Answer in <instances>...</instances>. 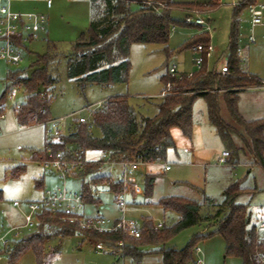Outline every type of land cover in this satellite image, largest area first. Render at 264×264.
<instances>
[{
	"label": "rangeland",
	"instance_id": "1",
	"mask_svg": "<svg viewBox=\"0 0 264 264\" xmlns=\"http://www.w3.org/2000/svg\"><path fill=\"white\" fill-rule=\"evenodd\" d=\"M173 1L190 3L204 0ZM214 1L219 6L212 12L207 8L189 12V14H199L202 18L209 17L212 28L210 32H205L201 28L200 33L193 25L185 23V26H176V31L171 32L170 40L166 45L134 43L130 48L131 69L126 84L109 86L87 84L83 86L68 77V62L70 56L73 55L74 44L82 36H87L91 21L90 1L52 0V8L48 9L45 0H11L10 6L13 12L43 16L45 22L44 29L37 33L36 38L23 42L24 47L19 48L22 58L19 64H11L0 59V96L8 91L7 97L10 89L15 86V81H8L9 72L28 73L37 55L50 54L53 56L57 78L50 114L51 120L59 121L58 125L63 136L69 134L79 118L85 117L91 120L95 109L116 96H128L139 118L153 117L161 101L160 94L165 88L164 79L171 76L170 68L176 67L180 74L187 75L199 70L193 62L192 49L188 48L195 37L207 34L211 38L210 44L215 51L212 59H208L207 67L208 70H213L214 67L221 69L223 61L227 60L228 44L235 18L237 19L238 46L242 51L241 57L238 56L241 59V68L244 72L260 78L264 85V25L254 29L255 42L251 43L249 40L251 17L248 9L256 1ZM3 6H7V2L0 3V9ZM237 8L242 9L237 11ZM174 15L175 19L180 22L185 19L181 12ZM3 44L0 41V47ZM18 90L19 93L14 100L7 98L4 113L0 116L2 134L0 136V191L2 192L0 233L23 227L25 214L29 213V203L43 201L45 191L59 189L63 186L56 169L37 162L33 158L35 152L45 150L46 141L55 142L59 137L49 139L46 137V129L51 126H19L14 115V107L24 102L26 91L21 86ZM247 105L256 119L264 118V95L262 97L248 96ZM255 105L259 107L255 108ZM220 106L222 118L226 122H231L223 101L220 102ZM192 117L191 136L184 135L179 128H173L171 130L172 146L167 151L166 160L152 167L142 168L134 174L142 194L136 195L133 191L134 186L129 184L123 186L121 195L116 196L106 186L93 185L90 176H82L84 169H72L67 180V188L70 191L83 193L88 183L91 191H110L98 198L94 197L98 204L85 202L80 211L82 216L94 218L99 214L112 224L124 218L127 222L136 223L140 227H142L143 219L149 218L154 223L163 222L167 227H171L179 220V215L165 212L157 204L162 198L179 196L198 203L211 199L218 204L223 201L224 191L240 182L244 188L260 191L250 204L252 223L259 224L261 218L264 219V169L256 164L251 156H245L244 153L238 155L239 159L235 162L238 164L236 167L228 163L219 166V158L226 151V145L223 144L209 122L208 105L204 97H197L193 102ZM91 131L95 137H101V131L98 128L92 127ZM235 142L239 146L242 145L237 137ZM77 152L80 153L85 167L87 165L104 167L99 164L104 161L100 151L84 153L75 146L67 145L64 150L56 153H61L66 161L75 162ZM165 163L170 164L169 171H164ZM146 172L151 174L147 175ZM117 175L115 171L113 177L116 178ZM151 175L154 176V184L151 195L147 197L145 195L146 180ZM124 191L126 194L123 196L128 203L125 216L118 203ZM247 197L248 195L242 196L239 201L245 204L248 202ZM16 202L19 203V207H15ZM216 211L217 207H205L201 211V216L213 215ZM37 229L38 223L31 230L23 229L22 235L26 238L35 233ZM214 231H216L215 223L203 222L181 231L163 245L144 246L140 248L145 253L140 263L131 258L121 257V252L115 249L114 251L118 254L109 250L98 251L95 244L82 236L54 237L45 245V264H163L160 250L172 248L181 250L196 236H207ZM258 232L264 236V229H258ZM15 242L12 241L7 250L0 252V264H36V257L32 251L24 254L17 262L10 263L8 253L13 250ZM94 243L100 244L99 242ZM197 247H200L203 253L197 255L194 251L195 263L192 264H196L199 257H202L203 264H242L239 258H224L225 242L218 234L200 240Z\"/></svg>",
	"mask_w": 264,
	"mask_h": 264
},
{
	"label": "trees",
	"instance_id": "2",
	"mask_svg": "<svg viewBox=\"0 0 264 264\" xmlns=\"http://www.w3.org/2000/svg\"><path fill=\"white\" fill-rule=\"evenodd\" d=\"M255 1L258 3L259 0ZM90 3L91 22L87 36H82L74 44L73 55L68 62V77L83 86L126 84L131 69L129 56L132 44L166 45L170 40L171 29L185 26L184 22L173 17V12L206 8L212 12L219 6L214 0L203 3H180L172 0H90ZM240 9L242 8H237V11ZM210 39L207 34H201L188 45L189 49L196 45L203 46V65L191 77L180 74L179 77L167 76L164 79L165 88L162 92L166 90L168 83L172 84V89L168 96L160 98L153 117L139 118L128 96L110 98L99 110L92 113L91 125L75 123L67 136L61 135L55 142L46 141L45 150L35 152L33 158L41 163L49 160L47 149L56 153L64 150L67 145H72L84 153L100 151L111 162L138 161L147 165L162 163L172 146L173 128H179L184 135L191 136L192 105L197 97L202 96L207 101L209 122L229 152L230 159L227 163L236 164L238 155L244 153L264 168V120L247 121L238 108L242 91L261 87L263 84L260 78L244 72L241 68L237 19L232 24L226 60L229 73L225 76L216 70H208L206 53L211 45ZM14 43L24 47L20 38H15ZM20 73L23 75H19ZM55 73L56 67L50 54L37 55L28 73L9 72L8 81H15L18 83L15 86L24 87L26 91L24 102L14 108L19 126L41 125L51 120L50 109L57 84ZM7 93L8 91L0 96V116L4 113ZM221 101L225 104L231 122H226L221 116ZM92 127L101 131V137L93 135ZM236 137L241 140V146L235 142ZM100 170L101 167L87 165L82 176H90ZM91 183L108 186L116 196L121 195L124 186L123 181L115 180L109 175L93 177ZM153 184L154 176L151 175L146 180L147 197L152 193ZM254 192L237 182L224 191L220 204H214L211 200L198 203L185 197H164L157 204L165 212L179 215V220L173 226H165L159 230L154 227L152 220L144 218L139 238L131 237L123 230L100 232L83 229L80 221L71 222L61 214L45 211L38 216L37 231L15 242L13 250L8 253L9 261L15 263L24 254L32 251L36 264H45V245L49 240L77 235L120 251L121 257L140 263L145 255L140 248L163 245L187 228L203 222H213L216 231L207 236H196L185 248L160 250L162 263H195L193 255L198 242L218 234L225 242L224 258L236 257L242 264H264V236L252 224L250 204L239 201L242 196ZM85 202L98 204L89 183L83 190V203ZM209 205L217 207L216 213L202 217L203 207ZM81 218L85 217L80 216L79 219Z\"/></svg>",
	"mask_w": 264,
	"mask_h": 264
},
{
	"label": "built area",
	"instance_id": "3",
	"mask_svg": "<svg viewBox=\"0 0 264 264\" xmlns=\"http://www.w3.org/2000/svg\"><path fill=\"white\" fill-rule=\"evenodd\" d=\"M7 2V6H3L0 9V41L4 44L0 47V59L6 60L11 64H19L22 61L21 54L19 53V48L21 46L14 43L15 38H20L22 42H27L30 38H36L37 33L44 29L45 18L43 16H39L33 13L21 14L16 13L11 10L10 2L11 0H0V3ZM48 6L51 5V0L47 2ZM251 12V28L252 31L260 25H264V0H259V2L255 5L249 7ZM185 23L196 25L201 27L205 32H210L211 27L208 18H202L199 14H190L185 18ZM175 28L171 29V32H174ZM251 43L255 42L253 34H251L249 38ZM194 57V64L199 67H202L204 62V48L202 45H196L192 48ZM238 56L241 57V52L238 53ZM211 57V45L206 53V58L209 59ZM221 75L225 76L229 73L227 67L219 71ZM195 73V72H194ZM194 73L188 74L191 77ZM169 74L171 77H179L180 73L177 71L175 67L170 68ZM172 89V84L168 83L166 85V90L160 94V98H165L168 96L169 92ZM19 93L18 86H13L8 96L6 97L10 100H14ZM19 106V105H18ZM15 106L14 108L18 107ZM93 113V112H92ZM92 116V115H91ZM62 121V120H61ZM78 123L90 124L91 120L81 117L77 121ZM59 121L50 120L44 125L51 126L46 129V137L49 139L51 137H60L62 132L58 125ZM0 136H2L0 132ZM47 156L49 160H45L41 162L46 166H52L59 173L60 179L62 181V188L47 190L44 193L43 201H37L29 203V213L25 214V225L21 228L10 229L5 231L4 233H0V252L4 251L8 248L12 241H18L25 236L22 235V230L27 229L31 230L38 223V216L47 211L51 214H61L65 218L69 219L71 222L80 221L81 227L83 229H94L100 232H111L114 230H123L129 236L134 238H139L141 234V227L136 223L127 222L124 218L112 224L111 221L106 220L101 217L94 218H81L80 209L83 206V193H78L74 191H70L67 188V180L70 177L71 170L84 169L85 163L82 161V157L80 153H75L77 160L75 162L66 161L64 156L61 153H53L51 149H47ZM55 156V157H53ZM229 157V152L224 151L222 156L219 158L218 165H224L227 163ZM99 164L106 166H121L122 172L121 176L118 180L124 182V186H128L132 184L133 191L136 195L142 194L141 188L137 185L134 174L139 170L140 166H144L147 164H143L138 161L133 162H111L108 156L105 157L104 161ZM165 171L170 170L169 165H165ZM101 194H103L102 190H96L94 192V197L98 198ZM125 193L122 194V199L118 200L120 207L122 208L123 216L127 211V202L125 200ZM15 207H19V203H14ZM84 217V216H82ZM259 229L264 228V223H261L258 226ZM13 235V237H11ZM123 245V243H120ZM98 251L109 250L114 252L113 249H106L104 245L98 244ZM196 254L200 255L201 249L197 247L195 249ZM197 264H202V259H198Z\"/></svg>",
	"mask_w": 264,
	"mask_h": 264
},
{
	"label": "crops",
	"instance_id": "4",
	"mask_svg": "<svg viewBox=\"0 0 264 264\" xmlns=\"http://www.w3.org/2000/svg\"><path fill=\"white\" fill-rule=\"evenodd\" d=\"M20 1H24V0H20ZM90 1V0H89ZM173 1V0H172ZM210 0H204V1H202V2H190V3H203V2H209ZM45 2H46V5H47V8L48 9H51L52 8V0H51V5H50V7L48 6V4H47V2H48V0H45ZM174 2H176V1H174ZM184 3V2H183ZM90 7H91V3H90ZM248 11H249V13H250V17H251V12H250V9H248ZM178 12V11H177ZM177 12H173V17L174 18H176L175 17V13H177ZM184 16H185V18L186 17H188L190 14H189V12H181ZM90 20H91V18H90ZM251 21V20H250ZM91 22V21H90ZM184 23H185V19H184V21H183ZM191 25V24H190ZM194 26V28H197L199 31H200V33L202 32V29H201V27H199V26H196V25H193ZM211 27V26H210ZM258 27V26H257ZM175 28V31H176V27H174ZM212 29V28H211ZM253 32H254V30L252 31V28H251V34H253ZM211 36V35H210ZM34 38H30L28 41H31V40H33ZM239 41V40H238ZM228 46H229V44H228ZM238 48H239V46H238ZM215 50L213 49V47L211 46V57L209 58V59H212V57H213V52H214ZM239 52H241V55H242V51L239 49ZM238 52V53H239ZM192 54H193V56L195 57V54L193 53V51H192ZM194 57H193V60H194ZM243 61H244V59H243ZM194 62V61H193ZM246 62V61H245ZM244 64V63H243ZM242 64V65H243ZM245 65V64H244ZM226 67V61L224 60L223 61V65L221 66V69H218V68H216V67H214L213 68V70H216V71H221L222 69H224ZM176 68V67H175ZM177 69V68H176ZM246 69V68H245ZM191 73H194V72H191ZM251 74V73H250ZM264 82V81H263ZM264 95V85L263 86H261V87H257V88H250V89H246V90H244V91H242L241 93H240V95H239V102H238V108H239V112H240V114L242 115V117L245 119V120H247V121H257V120H260V119H264V118H260V119H256L253 115L254 114H251V111L252 110H250L249 109V107H248V105H247V102H248V96H251V97H253V96H255V97H262ZM104 103H102L97 109H95L94 111H96V110H99L101 107H102V105H103ZM259 107V105H255V108H258ZM255 108H253V109H255ZM93 111V112H94ZM41 125H44V124H41ZM187 152V151H186ZM246 156V155H245ZM102 157L105 159V154L104 153H102ZM247 163H245V165H246ZM155 164H150V165H144V166H140L139 167V170H141L142 168H146V167H148V166H154ZM165 165H169L170 166V164H164V166L163 167H165ZM238 164H234V165H232V167H236ZM171 167V166H170ZM263 168V167H262ZM264 169V168H263ZM138 170V171H139ZM115 171L117 172V176H116V178H114L113 176H114V173H115ZM164 171H165V168H164ZM104 172H106V173H104ZM121 172H122V169H121V166H115V167H111V166H106V165H104V167L103 168H101V170H100V172H98V173H96V174H93V175H90V178L92 179L93 177H96V176H103V175H109V176H112L115 180H118L119 178H120V176H121ZM147 173V175H149V174H151L150 172H146ZM103 186H106V185H103ZM107 188H108V186H106ZM109 189V188H108ZM246 189H248V188H246ZM110 190V189H109ZM254 190V189H253ZM94 191H96V190H93L92 191V195H93V193H94ZM103 191V190H102ZM255 192H254V194H247L248 195V197H247V200H248V202L247 203H249V204H251V201L256 197V195L257 194H259L260 193V191L259 190H254ZM107 192H110V191H103V194L104 193H107ZM45 193V192H44ZM44 193H43V197H44ZM102 195V194H101ZM100 195V196H101ZM247 195H244V196H247ZM94 197V196H93ZM43 199V198H42ZM211 200V199H210ZM214 204H217V203H215V201H213V200H211ZM127 202V201H126ZM85 204V203H84ZM84 204H83V206H82V208L84 207ZM218 204H220V203H218ZM246 204V203H245ZM127 206H128V203H127ZM206 208H208V207H213V206H205ZM205 207H203V208H205ZM82 208L80 209V211L82 210ZM250 209H251V205H250ZM80 211H79V213H80ZM80 215H82L81 213H80ZM96 217H101V218H104V217H102V216H100L99 214L96 216ZM107 220V219H106ZM261 223H264V219L263 218H261V220L259 221V224H253V225H256L257 226V228H258V226L261 224ZM153 224H154V227L156 228V229H159V230H161L163 227H165L166 225H165V223H163V222H157V223H154L153 222ZM259 229V228H258ZM264 229V228H263ZM91 243H93V244H95L96 245V248H97V245L98 244H96V243H94V241H91V240H89ZM201 249V248H200ZM201 252L203 253V251H202V249H201ZM202 253L200 254V255H202ZM198 255V254H197ZM199 259H202V257H199ZM202 261H203V259H202ZM196 264H197V262H196ZM203 264V263H202Z\"/></svg>",
	"mask_w": 264,
	"mask_h": 264
}]
</instances>
